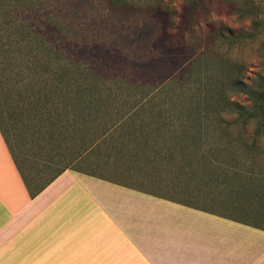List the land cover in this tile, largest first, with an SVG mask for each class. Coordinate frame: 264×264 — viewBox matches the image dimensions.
Returning <instances> with one entry per match:
<instances>
[{
    "label": "rangeland",
    "instance_id": "1",
    "mask_svg": "<svg viewBox=\"0 0 264 264\" xmlns=\"http://www.w3.org/2000/svg\"><path fill=\"white\" fill-rule=\"evenodd\" d=\"M49 13L64 24L69 38L76 42V47L69 45V48L78 60L110 88L106 103L101 107L103 114L97 118L100 125H108L126 115L123 124L131 128V120H136L137 115L126 113L137 104L138 97L167 77L175 76L178 65L187 63L200 52L241 62L243 83L255 91L264 87V0H126L123 6L114 5L112 0H54ZM164 65L171 67L164 71ZM19 89H13L8 96L0 90L3 136L17 159L26 161V176L39 173L46 178L50 173L43 172L39 161L52 154L42 143L47 141L38 131L36 119L40 110L37 105L28 106ZM162 92L158 98L165 95ZM227 93L230 105L224 112V120L231 123L228 131L235 134L240 127L231 121L245 120L251 113V102L247 94ZM152 100L148 101V107L162 105V100ZM56 101H48L46 105L49 110L60 108L49 111L60 114L63 109ZM73 122L77 129L70 139L72 144L77 141L79 133V136L87 137L79 119L75 117ZM252 129L253 124L247 123L239 143L249 145L252 142ZM122 132L118 129L116 137H121ZM142 135L137 129L122 137L130 142L142 140ZM38 143L42 148L37 147ZM256 145L259 152H264L262 137L256 140ZM160 148L156 156L138 155L136 162L128 155L125 160L117 157L116 161H104L100 155H89L87 161L82 160L75 166L70 162V151L66 158H70V168L92 169L105 179L142 187L163 197L213 209L229 217L248 216L252 220L250 217L255 216L257 219L253 221L264 226L262 201H250L248 195L232 192L240 190L232 185L230 191L219 190L208 177L192 168V173L186 174V167L180 162L183 156L192 157L190 152H179L176 148L169 152ZM241 151L238 149L237 152ZM262 157L264 155L252 167H264ZM248 165L249 162H241L238 168Z\"/></svg>",
    "mask_w": 264,
    "mask_h": 264
},
{
    "label": "trees",
    "instance_id": "2",
    "mask_svg": "<svg viewBox=\"0 0 264 264\" xmlns=\"http://www.w3.org/2000/svg\"><path fill=\"white\" fill-rule=\"evenodd\" d=\"M53 1L0 0V90L8 96L19 87L22 100L28 106H38V131L47 141L42 143L52 154L39 161L43 172L50 173L49 176L44 178L39 173L26 176V161L18 160L15 152H11L0 120L1 137L29 197L39 193L65 169H72L70 162L80 163L89 155H100L104 161H116L117 157L125 160L128 155L136 162L138 155L156 156L162 147L169 152L175 148L179 152H190L192 157L183 156L180 162L186 167V174H191L192 168L208 177L219 190L238 187L241 191H231L246 194L250 201L259 200L264 205V167H252L264 155L256 145L258 138L264 139V87L255 91L243 83L241 62L200 52L187 63L178 65L175 76L167 77L138 97L137 104L126 113L137 115L136 120L131 121L138 126L126 127L123 124L126 115L108 125H100L97 118L103 114L101 107L106 103L110 88L84 67L69 48L76 42L69 38L64 24L49 13ZM112 2L123 6L126 0ZM169 67L164 65L163 70ZM162 90L165 95L158 98ZM230 91L247 94L252 108L245 120L231 121L240 127L235 134L228 131L231 123L224 120V112L230 105L227 99ZM54 99L56 104H61L60 114L49 112L60 108H47L48 101ZM152 99L162 100V105L148 107ZM75 117L81 122L79 125H84H81L82 132L85 130L87 137L79 136L78 132L77 141L72 144L70 139L77 129L73 122ZM247 123L253 124L249 145L239 143ZM118 129L123 132L117 138ZM137 129L145 137L154 138L153 142L131 144L123 138ZM37 147L42 148V144L38 143ZM238 149L242 151L237 152ZM69 151L71 160L66 158ZM262 159L264 161V157ZM241 162H249V165L239 169Z\"/></svg>",
    "mask_w": 264,
    "mask_h": 264
},
{
    "label": "crops",
    "instance_id": "3",
    "mask_svg": "<svg viewBox=\"0 0 264 264\" xmlns=\"http://www.w3.org/2000/svg\"><path fill=\"white\" fill-rule=\"evenodd\" d=\"M206 209L76 167L29 197L0 134V264H264L257 217Z\"/></svg>",
    "mask_w": 264,
    "mask_h": 264
}]
</instances>
